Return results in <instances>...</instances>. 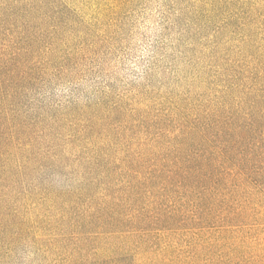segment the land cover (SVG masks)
<instances>
[{
  "label": "trees",
  "instance_id": "1",
  "mask_svg": "<svg viewBox=\"0 0 264 264\" xmlns=\"http://www.w3.org/2000/svg\"><path fill=\"white\" fill-rule=\"evenodd\" d=\"M200 2L226 13L202 91L157 132L112 138L111 116L79 109L65 134L68 112L23 100L90 58L87 24L57 0H0V264H264V0ZM59 173L77 186L55 189Z\"/></svg>",
  "mask_w": 264,
  "mask_h": 264
},
{
  "label": "rangeland",
  "instance_id": "2",
  "mask_svg": "<svg viewBox=\"0 0 264 264\" xmlns=\"http://www.w3.org/2000/svg\"><path fill=\"white\" fill-rule=\"evenodd\" d=\"M57 1L70 7L87 24L90 30L87 38L94 43L88 51L90 58L63 75L49 74L23 100L32 114H40L46 120L56 113L68 112V117L77 123L69 125L65 134L85 127L75 119L83 116H73L79 109L87 108L94 115L111 116L115 124L105 132L112 138L136 132L145 136L147 128L143 122L154 123L155 116L167 109L186 106L185 98L189 93L202 91L210 69L215 66L210 59L209 43L218 39L216 30L226 13L215 15L211 21L200 14L195 16L193 12L197 9L198 13L201 0ZM153 8L160 13L164 31L155 34L149 54L136 59L137 45L132 43L134 29L139 17ZM61 84L69 90L57 95L55 87ZM152 125L151 131L157 132L160 124ZM49 179L55 189L77 186L75 178L60 173ZM163 235L173 242L184 239L189 243L206 234L165 232Z\"/></svg>",
  "mask_w": 264,
  "mask_h": 264
},
{
  "label": "clouds",
  "instance_id": "3",
  "mask_svg": "<svg viewBox=\"0 0 264 264\" xmlns=\"http://www.w3.org/2000/svg\"><path fill=\"white\" fill-rule=\"evenodd\" d=\"M160 13L155 8L146 10L137 21V29H134L132 43L137 45L135 51L138 53L136 59L140 56L148 55L155 41V34L164 31V24L161 23ZM166 40L169 38H165ZM135 67V64H132ZM69 87L66 85H58L55 87L57 95L68 92Z\"/></svg>",
  "mask_w": 264,
  "mask_h": 264
}]
</instances>
